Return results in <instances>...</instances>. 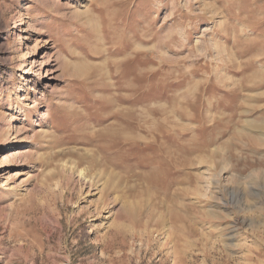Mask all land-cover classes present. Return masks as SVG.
Instances as JSON below:
<instances>
[{
	"label": "rangeland",
	"instance_id": "1",
	"mask_svg": "<svg viewBox=\"0 0 264 264\" xmlns=\"http://www.w3.org/2000/svg\"><path fill=\"white\" fill-rule=\"evenodd\" d=\"M0 264H264V0H0Z\"/></svg>",
	"mask_w": 264,
	"mask_h": 264
},
{
	"label": "bare ground",
	"instance_id": "2",
	"mask_svg": "<svg viewBox=\"0 0 264 264\" xmlns=\"http://www.w3.org/2000/svg\"><path fill=\"white\" fill-rule=\"evenodd\" d=\"M93 9H95V6H94ZM96 9H97V8H96ZM76 14H77V13H76ZM76 14H75V15H76ZM78 14H79L80 16H82L83 18L87 19V20H91V16H92V15H91L90 10L79 11ZM78 14H77V15H78ZM36 42H37L36 44H38L39 40L36 39ZM45 43H46V42H45ZM161 45H162V44H161ZM124 47H125V46H124ZM127 47H128V46H127ZM130 47H131V45H130ZM160 47H161V46H160ZM125 49H126V47H125ZM150 49H151V48H150ZM159 49H160V48H159ZM123 50H124V49H123ZM145 50H146V49H145ZM156 50H157V48H156ZM162 50H163V49H162ZM162 50H161V51L159 50V51L162 52ZM126 51H127V50H126ZM129 51H130V50H129ZM131 51H132V50H131ZM131 51H130V52H131ZM136 51H137V50H136ZM148 51H149V50H148ZM150 51H151V50H150ZM127 52H128V51H127ZM160 52H158V53H160ZM48 54H50V53L48 52ZM128 54H129V53H127V55H128ZM133 54H134V53H133ZM133 54H132V55H133ZM153 54H154V53H153ZM129 55H130V54H129ZM130 56H131V55H130ZM140 56H142V55L140 54ZM159 56H160V55H159ZM159 56H158V57H159ZM162 56H163V53H162V55L160 56V60L158 61V63H159V62H160V63L162 62ZM135 57H136V56H135ZM126 58H127V56H126ZM158 59H159V58H158ZM121 60H122V59H121ZM44 61H45V60H43L42 63H41V67H40L41 69H40V72H41V70H42V67H43ZM138 62H139V61H138ZM154 62H155V61H154ZM150 63H151V62L148 60V61H146V62H143L141 65H143V68L145 67V68L147 69V68H151ZM156 63H157V62H156ZM138 64H139V63H138ZM159 65H160V64H159ZM159 65H158V66H159ZM152 66H153V65H152ZM160 66H161V65H160ZM160 66H159V67H160ZM143 68H142V66H140L139 69L141 70V69H143ZM145 68H144V69H145ZM144 69H143V70H144ZM156 69H157V68H156ZM118 70H119V69H118ZM140 70H139V71H140ZM148 70H150V69H148ZM158 70H159V72L161 71L160 68H158ZM141 71H142V70H141ZM156 71H157V70H156ZM46 72H48V70H47ZM52 72H53V71H52ZM52 72H51V73H52ZM138 73H139V72H138ZM121 74H122V72H121ZM139 74H140V73H139ZM145 74H146V73H145ZM40 75H41V73H40ZM133 77H134V76H133ZM148 77H149V76H148ZM140 78H141V77H140ZM131 79H132V77H131ZM131 79H130V80H131ZM138 79H139V78H138ZM135 81H136V80H135ZM46 117H47V115H42V119H45ZM85 184H87V182H85Z\"/></svg>",
	"mask_w": 264,
	"mask_h": 264
}]
</instances>
